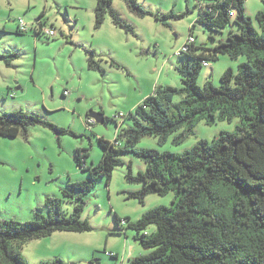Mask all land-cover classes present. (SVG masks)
<instances>
[{"label": "rangeland", "instance_id": "obj_1", "mask_svg": "<svg viewBox=\"0 0 264 264\" xmlns=\"http://www.w3.org/2000/svg\"><path fill=\"white\" fill-rule=\"evenodd\" d=\"M137 1L155 15L142 18L125 0L113 3L119 16L133 27L132 34L115 26L110 16L97 27V0H0V30L6 28L0 31V54L20 56L11 68L0 61V115L20 110L38 114L62 132L37 125L27 136H0V220L32 221L36 212L48 216V199L62 200L64 211L71 214L82 196V219L90 225L87 232L57 231L27 242L22 254L28 264L55 258L66 264H130L131 259L152 251L135 240L131 224L154 208L172 204L173 192L150 194L143 200L135 196L144 185L131 177L137 178L148 165L134 153L122 154V163L111 179L98 176L84 195L72 190L69 198L64 193L70 191V184L90 179L89 170L78 165L77 151L86 168H97L105 152L101 138L115 144L118 135L134 126L129 115L146 98L160 88L183 86L180 69L193 60L177 55L190 34L199 54L201 47L214 48L231 29L213 34L197 22L200 8L218 0ZM257 1L246 0V15L260 31ZM43 12L45 26L56 28L55 37L35 36L34 26ZM236 15L231 14V27L238 31ZM20 20L29 27L27 33L18 32ZM92 50L103 72L89 69ZM246 60L245 55L237 60L228 55L209 60V66L201 68L197 83L219 87L223 74L232 69L236 75ZM182 98L176 95L175 103ZM92 113L102 115L105 123L95 120L89 126ZM239 123V118L211 126L200 122L194 135L180 144L174 140L184 128L162 145L157 137H144L137 149L184 153L200 140L210 142L223 132H235ZM117 146L125 148V140ZM154 231L151 226L147 232Z\"/></svg>", "mask_w": 264, "mask_h": 264}, {"label": "trees", "instance_id": "obj_2", "mask_svg": "<svg viewBox=\"0 0 264 264\" xmlns=\"http://www.w3.org/2000/svg\"><path fill=\"white\" fill-rule=\"evenodd\" d=\"M125 1L139 17L155 15L137 0ZM245 2L218 0L200 8L197 22L213 34L231 28L228 36L218 39L214 48L201 47L202 53L195 52L199 48L196 43L187 52L178 53L193 60L180 69L183 86L160 88L146 98L129 115L134 126L118 135L115 144L101 138L105 152L97 168L83 167V156L77 151L78 165L89 170L90 179L70 184V191L64 192L66 197H72V190L82 195L89 192L98 176L111 179L124 153H134L148 165L137 178L131 177L144 185L135 196L143 200L150 194L174 193L171 206L154 208L131 224L135 240L152 251L131 259L130 264H264V10L256 15L261 29L258 31L246 15ZM113 3L114 0H97L96 26L101 27L110 16L115 26L135 34ZM233 12L237 14L234 23L238 31L231 27ZM37 26L34 31L38 38L45 35L46 28ZM28 31L29 27L27 31L18 27L19 33ZM89 55V69L103 72L93 50ZM221 55L233 60L245 55L247 60L239 65L236 75L232 69L226 71L219 87L199 86L197 80L204 63L218 60ZM19 58L18 53L0 54V61L8 68ZM176 95H183L178 103L174 101ZM235 118L240 119L235 132H223L210 142L200 140L184 153L137 149L147 136L159 138L162 145L184 128L174 140L180 144L194 135L200 122L211 126ZM37 125L62 133L38 114L20 110L0 115V136H27ZM121 139L125 140V148L117 146ZM47 207L48 216L36 212L32 221L0 220V264H28L23 246L54 232L90 231L89 222L82 219V196L71 214L64 211L60 199H48ZM116 221L120 223L121 219L117 217ZM151 226L155 231L147 232ZM40 264L66 263L55 258Z\"/></svg>", "mask_w": 264, "mask_h": 264}, {"label": "built area", "instance_id": "obj_3", "mask_svg": "<svg viewBox=\"0 0 264 264\" xmlns=\"http://www.w3.org/2000/svg\"><path fill=\"white\" fill-rule=\"evenodd\" d=\"M18 27L20 28V30L22 31H27L28 30V26L24 23L23 20H20ZM45 35H47L48 37H55L56 35V30L54 28H46L44 30ZM196 43L195 37L190 36L187 43L184 45V47L182 48L181 52H187L189 50V46ZM209 66V64L207 62L204 63V67ZM95 123V120L93 118H90L87 120V124L89 126L93 125Z\"/></svg>", "mask_w": 264, "mask_h": 264}, {"label": "crops", "instance_id": "obj_4", "mask_svg": "<svg viewBox=\"0 0 264 264\" xmlns=\"http://www.w3.org/2000/svg\"><path fill=\"white\" fill-rule=\"evenodd\" d=\"M246 1V0H245ZM258 2V12L259 11H263V9H264V0H259V1H257ZM245 8H246V2H245ZM263 8V9H262ZM248 9V8H247ZM247 9H246V11H247ZM44 14H45V12H43L42 13V15L40 16V18L37 20L38 21V26H37V24H35V26H37L39 29L41 28V27H44V28H47L46 26H45V22H44ZM34 26V27H35ZM54 26H51V28H53ZM54 29L56 30V28L54 27ZM50 38V37H49Z\"/></svg>", "mask_w": 264, "mask_h": 264}, {"label": "water", "instance_id": "obj_5", "mask_svg": "<svg viewBox=\"0 0 264 264\" xmlns=\"http://www.w3.org/2000/svg\"><path fill=\"white\" fill-rule=\"evenodd\" d=\"M90 117L95 119L98 123H105L104 117L100 114L92 113V114H90Z\"/></svg>", "mask_w": 264, "mask_h": 264}, {"label": "clouds", "instance_id": "obj_6", "mask_svg": "<svg viewBox=\"0 0 264 264\" xmlns=\"http://www.w3.org/2000/svg\"><path fill=\"white\" fill-rule=\"evenodd\" d=\"M95 120V119H94ZM85 166V165H84Z\"/></svg>", "mask_w": 264, "mask_h": 264}]
</instances>
